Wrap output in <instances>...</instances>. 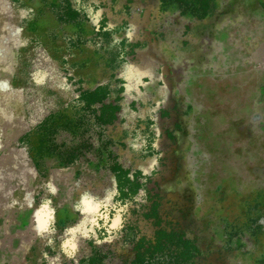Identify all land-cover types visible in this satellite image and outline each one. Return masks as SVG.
I'll return each mask as SVG.
<instances>
[{"label": "rangeland", "instance_id": "1", "mask_svg": "<svg viewBox=\"0 0 264 264\" xmlns=\"http://www.w3.org/2000/svg\"><path fill=\"white\" fill-rule=\"evenodd\" d=\"M224 1L61 0L83 31L15 67L0 264H264V204L207 182L190 126L200 37Z\"/></svg>", "mask_w": 264, "mask_h": 264}, {"label": "crops", "instance_id": "2", "mask_svg": "<svg viewBox=\"0 0 264 264\" xmlns=\"http://www.w3.org/2000/svg\"><path fill=\"white\" fill-rule=\"evenodd\" d=\"M61 8V0H0V135L25 111L15 71L22 51L40 39L63 44L83 31L79 22L61 18ZM200 40L199 106L190 126L210 161L207 182L263 205L264 0H225Z\"/></svg>", "mask_w": 264, "mask_h": 264}]
</instances>
